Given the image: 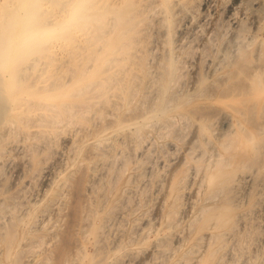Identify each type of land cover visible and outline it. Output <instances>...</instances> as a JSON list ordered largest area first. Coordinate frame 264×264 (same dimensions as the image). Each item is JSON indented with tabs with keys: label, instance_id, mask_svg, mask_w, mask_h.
<instances>
[{
	"label": "bare ground",
	"instance_id": "bare-ground-1",
	"mask_svg": "<svg viewBox=\"0 0 264 264\" xmlns=\"http://www.w3.org/2000/svg\"><path fill=\"white\" fill-rule=\"evenodd\" d=\"M184 1L187 0H0V254L3 257L2 259L3 264H31L33 261L34 262L41 261L44 262V264L46 263L48 264V260L49 258H51L49 257L48 252L52 251L51 250L52 243L53 241L55 242V239L57 237H59L58 233H55L56 231L54 232V234L51 232V230L47 226L48 222L53 218H56L57 221L60 220L61 218L63 219V217L65 216L64 210H66V208L69 207L70 200L73 198L74 201L71 204L73 205V207H69V209L74 208L75 217H73V215L70 216L75 218V221L72 220L70 222L72 223L75 222V228H74V230H76L74 231L75 241L73 240L74 242L73 241L71 242L74 243V245L73 248H71L69 251L66 248L65 251L67 252H65L63 255H62L63 250L62 252H60L62 256V260L65 264L70 261H71L70 263L72 264H105V262L107 261L106 258L107 253H106V247L103 246L104 242L102 243L103 235L105 234L107 229L109 230L113 220H116L117 222L118 221L117 219L125 214L124 210L126 207H124V210L120 208L117 210V207L121 206V205L118 206L119 204L118 202H120L119 200L122 197V192L129 189L132 190L133 188L127 189L128 187H126L124 188L123 191H122V186L118 188L117 185L120 176L119 173L116 174L115 172V176H113V178L114 177L115 178L111 183V190L109 191V194L108 195L105 194L104 191L102 192L103 194L99 193L100 195L98 197H95V194H97L96 193L97 191L95 190L96 183L99 182L103 178V176H105V174L109 171L110 165L112 166L115 164L114 161L113 162L111 161L113 159H116L115 156L117 154V150L118 149L120 150V148H122L121 157H124L123 155L127 154V153L123 154L125 152L124 147L126 145L128 146V142L130 141L131 143V140L134 139L135 137H138L137 141H139L141 138L140 136L142 137L144 136L143 129L145 127L151 124L152 127L153 124L156 123L159 124L160 122L161 124H159V127L165 126L167 128V125L169 123H170L169 125H171L176 121L175 116L181 117L182 120H184L183 118L189 120L191 115H194L197 111H199V109L194 107L193 108L184 107V103H187L186 102L187 100L182 101V99L184 98L176 94L178 93L177 90L176 92L174 91L175 90L174 86L175 84H177L176 82L178 80L179 75H181L179 74V69L183 68L184 66H182V64H181L182 67L180 66V63H182L180 62L181 59L179 60L180 54L177 53L176 46L174 47L171 44V41L173 39L172 40L170 39L171 37L170 32L168 33V38H169L168 47L163 48L166 46L165 44L164 46L162 45L161 47L162 50L163 49L166 50L164 52L163 59L161 60V62L158 61L159 62L158 65H160L159 70L157 72L156 71L153 72L154 70H151L152 72L146 70L149 67L145 68L146 65L143 61L145 54L148 52L150 53V50L152 52V49L155 47V46H148L146 45V42L143 41L142 35H143V30H145V26L148 23H151V20L158 21V24L159 23H164L166 25L167 24L170 25V23L172 24V22L175 20V18L173 19L174 14L176 12L174 11L175 6L179 3L181 4V2ZM184 4L186 5V3ZM21 9H28L33 11L36 14V18L44 28L56 33L55 38L42 46L20 51L14 40L15 32L12 28V20L14 14L20 11ZM154 12L156 13V15L154 14ZM233 16L228 15L229 19ZM153 25H151V27H149L150 25L148 26L149 28H151V31ZM156 26L157 25L155 24V27ZM254 28L256 29V30L254 29L256 32L255 35H253L252 33L253 35L252 38L249 41L245 42V44L242 43L243 46L241 45L239 48H237L238 50L236 49V52L234 51L231 54L232 55L231 57H233V59H231V57L230 58L228 57L229 59L232 60L231 61L232 63H230L231 68L224 72V76L222 77V80L220 79L221 81L219 82L217 81L218 83H216L215 81L216 79L214 80L215 82L212 80V83L214 82V84H216L215 88L217 90V93L212 94L211 93L212 91L211 92L209 90L207 91V89L210 88H206L203 86L201 91H197L195 94H193L195 95L194 97H196V94L198 92L200 96H203L205 95V93L210 92V94L206 95L207 100L217 99L219 102L220 101L221 103L223 102V105L237 111V113H239L243 118H245V120L250 119L254 110H258L259 114L260 112L264 113V62L263 61H261V63L258 62V64L253 66L252 70L249 67L250 66L249 65L248 67L250 68L251 71L249 72L248 75L245 76V80L242 79L241 77L242 76L241 74L243 73V70L245 68L244 65H243L244 68H242L240 67L241 64L240 66L235 64L236 67L237 66L238 67L237 69H235V66L233 68L235 61L239 59V57L241 56L253 54L256 59H260V60L261 58L264 59V45H260L257 48L254 47V44L257 43V41H259L260 38H262L264 42V27L257 25ZM156 29H158V27ZM162 32L163 30L161 31V33ZM163 35H164L163 37L166 36V34L164 33ZM235 36H239V34L236 33ZM227 52L228 51H225V53ZM161 54L160 57H162ZM223 56L225 55L223 54ZM183 57L184 56H182V58ZM225 57H227V55ZM224 60L221 59L222 63L219 61L221 66ZM148 64L149 62H147V65ZM157 69L158 67L156 68V70ZM213 69L216 70V67L215 68L213 67ZM144 77L147 78L145 79L143 89L140 91L142 93L141 94L142 100L139 99V101L141 102L140 103L141 108L139 107V105L136 104L137 107L136 106L135 107L138 109V111H136L135 114L132 113V115H130L129 114L130 112L128 111V115H126L127 111L125 109H127L126 107H129L134 102L138 94V93L136 94V91L138 90V88H140L139 87L140 83L141 81H144ZM153 87H155V90ZM151 88H153L152 92L155 91L156 94L154 98H152L151 102H150L151 98L149 99L150 103H148V105H143L145 102L144 98H147L146 94L151 93L150 92ZM147 95L149 97L150 94ZM199 95L198 97H200ZM214 95H216V99H214L213 97ZM131 112L134 111L131 110ZM197 114L198 115L196 116V122L192 124L193 125L195 124L196 126V129L194 126V130H196L194 132H196L195 134H197V136L200 138L201 144L196 148L193 145L194 149L191 148L192 150H190L189 147L190 152L185 158L186 161L185 163H183L184 165H182L181 167L177 165L176 162L173 161L175 158H173L172 163H169V168L167 167V164L166 165L164 164L165 162L163 163L164 165L162 166L164 167L166 166L168 170L166 169L167 171L164 172L165 175H162L163 178L160 174L162 179L161 178L158 179L161 180L157 179L158 181H161L160 183L157 184V185L160 184L159 185L160 196H158L159 199H157L158 202H156L157 211H158L157 214H159L162 217H166V219L167 218L169 219V221L167 222L168 223L167 225L169 227H172V229L176 227L180 221L179 214L182 213L180 211L181 209H184L186 207L184 206V208H182L181 196L182 194H184L183 192H185L189 184L194 183V181L196 180V182H198L197 183L198 187H194L190 191L194 190L195 188H197L196 189L197 191L194 192L192 191L191 193L197 192L198 195L199 194L198 189H199L201 190V194L203 193L202 197H204L205 199L208 198L212 199L221 196L223 200L222 202L216 204H208L201 206L199 211H201V215L204 214L205 217L202 223L200 224L199 228L204 229L209 226H215L218 227L220 230H222L223 228L227 227L230 223L235 221L234 208L236 207V205L238 206L241 204L240 200L242 195L245 193V191L249 189L251 183H253L256 180L255 178L254 180L253 177H251L254 180L252 181L249 172L245 173L243 172L244 171L243 169L249 167L250 165L254 166V164H252V161L255 162L254 161L255 157H252L250 151L256 148V147L253 148L255 146L254 140H257L258 137L257 139L253 138L254 137L253 133L247 130L246 127L244 129L243 125L240 124V122L239 123L237 122L239 125L238 127H240L241 125L242 129L238 128L240 129L238 130L239 132L232 130L233 133L234 132L236 133L235 136H233V133L225 132L226 134L225 133L224 134L226 135V138L228 140L224 138L227 141L224 140L226 142H222L221 136H216L215 138L214 136H212V132H215L213 131L214 130L213 126L215 125L214 123L217 122L218 118L216 121H214V119H212V115L210 118V114L207 115L206 113L203 112ZM228 115L229 114L227 113L226 116ZM216 117H220V115ZM171 118H172V123L170 122ZM228 118H230V116ZM173 119L175 120L174 122ZM260 119H258V122L260 121ZM221 121H222V116H221ZM228 121L230 122V119ZM230 123H227L228 126L232 125V123L231 124ZM261 124L262 123L260 122L258 124H255L256 128L259 130L258 133H260L261 128H264L262 127L264 121L262 126L260 127ZM156 125H154L153 127H155ZM223 126L224 125H221V127ZM249 126L250 128H252L251 124ZM171 127L172 125L170 126V128ZM160 128L156 127V130ZM186 128L187 127H185L184 129ZM231 128L229 127L227 129L230 130ZM184 129H182L183 132ZM232 129H234V126ZM168 131H169V127L167 128V132ZM186 131L188 130L186 129ZM160 132L162 133V131ZM164 132H166V130ZM155 134L158 135V133ZM222 134L223 131L220 135ZM148 135L150 137L151 134L148 133ZM214 135L216 134L214 133ZM257 136L261 138L260 134L259 135L257 134ZM152 140L155 139L152 138ZM259 141H256L258 142L256 144H259ZM146 142L149 141L145 140V143ZM137 143L139 144V142ZM151 143L153 142L151 141ZM155 143L156 142H154V146ZM139 145L138 147L140 148L141 146ZM195 145L197 144L195 143ZM131 147L132 146H129L128 148L131 150ZM132 148L134 149V147ZM153 148H151L152 151ZM147 151L145 154H147ZM127 152H131V151H127ZM258 152L259 151H257L256 154ZM143 154L141 155V157L144 156ZM165 154L166 153H164V155ZM131 157L132 156H130V158ZM122 159L124 163H127L128 160H126L127 159L126 157ZM144 159L142 158V160ZM183 159L181 160V163ZM117 160H119L120 162V158L119 159L117 158ZM133 160L135 161V158ZM147 162L151 163V160L148 161L147 158V161L145 163ZM181 163L179 164L181 165ZM120 164L122 165V163ZM120 164H118L119 167L121 166ZM118 165L116 166L117 168ZM137 165H139L140 167V163L138 164L137 162ZM150 166L152 167V165ZM150 166L148 165V167ZM112 168L113 167H111V170ZM122 168H127V166L126 167L124 166ZM132 169L133 167H131L130 170ZM13 170L15 171L17 170L19 173H22V175H24L25 180L26 178H28V180L24 181L26 183L32 184L34 183L35 180L43 178L44 182H49V187L46 190H44L45 192L42 191L40 188V190L44 193L41 198L30 199L32 195L37 194L36 192L32 194L29 198H27L28 196L26 197V195L24 194L26 190L23 191L24 192L23 193L21 191L22 189L14 193L5 186V181L7 179L5 173L6 171H13ZM253 170L255 169L253 168ZM259 170H257V166H256V173ZM142 171H140L141 174H143ZM55 172L58 173V178L53 179L51 178V175ZM124 173L125 172H123V174ZM140 173L138 172L137 178L141 175ZM144 173H147V171ZM151 173L153 174L155 173V171H152ZM254 173L255 171L252 174ZM153 175L152 177H154ZM130 176L132 177L133 173H131L128 178H130ZM109 178H112V175H110ZM133 179L130 178L132 182ZM143 180L145 184L146 179ZM107 181L109 182L110 179H108ZM127 182L129 183V181ZM26 183H24V185ZM255 183L257 184V182ZM102 184L105 183H103L102 181ZM141 184L143 185V183H140V185ZM24 185L22 184V186ZM150 185L151 184H149L148 187H150ZM44 186H46V184ZM102 189L100 190V192L102 191ZM149 189L150 188H148V190ZM17 190L18 187L16 188V191ZM131 196L133 195H130V197ZM155 198L157 197L155 196ZM121 199H123V197ZM191 200L192 199H190L189 203L193 201ZM218 200H220V198ZM244 201L247 202L246 198L244 199ZM257 201L259 202V200H256V202ZM239 202L240 204H238ZM122 205L125 206L126 204H122ZM10 206L13 208L19 207L20 212L17 211L18 212L17 214L10 213L12 215L9 216L7 220L1 221V219L3 218L1 217V215L8 208L10 209ZM134 208H136V206ZM134 208L132 210H134ZM255 208L258 209V207ZM69 211L65 213L68 214ZM148 211L149 210H147L145 213H147ZM258 211L259 210H257V212L255 211L256 212L255 214L258 215ZM133 212L134 211H132V214L135 213ZM183 212L185 213L186 211ZM247 212L248 211H246V213ZM255 214H253L254 218H255ZM196 216L197 215L194 216L195 219H197ZM197 217L198 219H201L200 216ZM238 217H236V219ZM240 217L242 218L243 216L241 215ZM240 217L238 219H240ZM121 219L122 218H120V220ZM198 219L196 221H198ZM249 219L247 218V220ZM151 222H152L151 227H153V224L155 223L153 221ZM240 222H243V219L240 220L239 223ZM157 223H159V221H157ZM189 224H192V222ZM196 224L197 223H195V225ZM247 224L250 225V221ZM51 225H53V223ZM116 225L114 226L116 227ZM157 225L155 227H157ZM164 225L166 226V222L163 224V226ZM178 225H180V223ZM240 225L241 223L236 226L240 227ZM117 226H119V224ZM115 227L113 229H115ZM151 227L150 230L152 229ZM155 227H153V230ZM233 228L235 229L236 227ZM120 229L121 231H123L122 228ZM139 229L137 232H139ZM172 229H170L171 232ZM190 229L189 231L192 232ZM234 229L232 230L235 232V230L237 229L235 230ZM117 230L120 232L119 229ZM220 230L213 229L210 232L208 231L203 233V236L201 238L205 239L204 242L205 244L202 245L205 248L204 249L205 252L210 249V247L212 246L213 242L216 241V239L222 236V231ZM189 231L187 230L188 235H189ZM167 232L163 227L162 228L157 227L154 230V237L152 238V240L150 238L152 244L154 246H157L160 245L162 242L166 244L168 240L170 241L171 234H169V232L167 234ZM224 232L225 231H223V233ZM228 232L230 231H227L226 233L232 235V231L231 233ZM120 234H116V235L120 236ZM172 234L180 238L178 233L173 232ZM116 235L115 237L118 238L115 239V237H113L115 239L114 240L115 246L113 248H118V247L121 248L122 245L119 242V236ZM234 235L235 234L233 233V236ZM175 236L173 238H176ZM185 236L186 235H184V237ZM113 238L111 239L113 240ZM25 239L29 242L28 244L29 246L27 248L29 252L27 251L28 254H24L23 256L21 255L22 251H24L22 250L24 247L22 241ZM231 239L233 240V237H231ZM235 239L234 241H236ZM174 240L176 241L177 239H173L171 241L173 242ZM227 240L225 238V242ZM45 241H46L45 245L47 246H45V248L39 251L37 247L41 245L42 248L43 243H45ZM127 241L129 242V238ZM170 243L171 242L167 244ZM124 244L125 243H123V245ZM165 244H161L160 246ZM226 244H224V246ZM234 244L235 243L233 242V245ZM153 245L151 247H154ZM175 245L174 247H176ZM179 245L180 244H178V247ZM233 245H231L232 248ZM171 246L170 249L173 250V247L171 248ZM219 246L220 245H218L217 246L218 248H215V250L216 249L219 250ZM91 247L92 250H90ZM123 247H125V245ZM61 248L62 247H60V249ZM198 248H200V250L203 251L202 247H198ZM56 249L60 250L59 248ZM193 249L195 250V248ZM159 250L156 251L159 253ZM169 250H164V251L169 252ZM200 250L198 249L199 252ZM218 250H216V253ZM164 251L161 250L160 252L164 254ZM188 251L189 250H187V252ZM193 251H191V253ZM195 251L197 252V250ZM204 251L202 253H204ZM224 251H227V249ZM211 252L209 253L210 256L208 255V257L212 256ZM105 253L106 255L104 257ZM128 253L126 252L127 255ZM133 253L135 252L133 251ZM170 253H172V251ZM184 255L185 253H183V256ZM198 255L197 257L199 259V257H201V254L198 253ZM58 258L57 260L60 261V259ZM191 258H195V257L193 256ZM185 259H187V257ZM218 259L220 260V257L217 258L216 262L218 261ZM2 262L0 264H2ZM55 263L57 264L56 261Z\"/></svg>",
	"mask_w": 264,
	"mask_h": 264
},
{
	"label": "rangeland",
	"instance_id": "rangeland-1",
	"mask_svg": "<svg viewBox=\"0 0 264 264\" xmlns=\"http://www.w3.org/2000/svg\"><path fill=\"white\" fill-rule=\"evenodd\" d=\"M259 2V3H258ZM184 3H186V5L184 4ZM181 5V6H180ZM264 0H187V1H184V2H181V4L179 3V4H177L176 6H175V9H174V11H176L175 12V14H174V17H173V19L175 18V20L172 22V24L170 23V25L169 24H164V23H159L158 24V21H154V20H151V23H148L146 26H145V30H143V35H142V38H143V41L144 42H146V45H148V46H155L153 49H152V52H151V50H150V53L148 52V53H146L145 54V56H144V59H143V61H144V63H145V68H147V67H149L148 69H146V70H149V71H151V70H154L153 72H157L158 70H159V67H160V65H158L159 64V62L158 61H160L161 62V60L163 59V55H164V52H165V50L163 49L162 50V45L164 46V44L166 45L165 47H163V48H167L168 47V45H169V38H168V33L170 32V35H171V37H170V39L172 40H170L171 41V44L175 47L176 46V51H177V53L178 54H180V56H179V60L181 59V61L180 62H182V63H180V66H181V64H182V66H184L183 68H181V69H179V74H181V75H179V77H178V80H177V84H175V86H174V91L176 92V90H177V92L178 93H176L178 96H180V97H183L184 99H182V101H186L187 103H184V107H189V108H197V109H199V111H197L194 115H191V117L189 118V120H190V122H189V120L188 119H185V118H183L184 120H182V118L181 117H179V116H175L176 118H175V120L177 121H175L174 119H173V124H171L172 125V129L170 128V126L171 125H167V128L169 127V135H168V132H167V128L165 127V126H160L159 127V124H161L160 122H159V124L158 123H156V124H153V126L154 125H156L155 127H151V125H148L147 127H145L144 129H143V137L142 136H140L139 138H140V140L139 141H137L138 140V137H135L134 139H132L131 140V143H130V141L128 142V146L126 145L125 147H124V153L123 154H126V155H123L124 157H126L127 159L126 160H128L127 161V163H124V161H123V159L122 158H124V157H121L122 156V148H120V152L117 150V154L119 155H117L116 154V156H115V158L116 159H113L111 162H113L114 161V163H111V164H114V165H110V169H109V171L105 174V176H103V178L99 181V182H97L96 183V185H95V187H96V193L97 194H95V197H98L100 194H103L102 192H104L105 194H109V191L111 190V183H112V181H113V179L115 178H113V176H115V172H116V174H118L119 173V176H120V178H119V176H118V178H119V182H118V185H117V187L118 188H120L121 186H122V191L124 190V188H126V187H128L127 189H129V188H133L132 190L131 189H129V190H125L124 192H122V197H123V199H121L120 198V202H121V204H120V202H118L119 204H118V206H120V207H117V210L120 208V209H122V210H124V207H126L125 208V210H124V215L122 216V217H120V218H122L123 219V217H124V219L121 221L120 220V218H118L117 220V222H116V220H113L112 221V223H111V226H110V228H109V230L107 229V235H106V232H105V234L103 235V239H102V243H103V246H105L106 247V253H107V255H106V253L104 254V257H105V255H106V258H107V261L105 262V264H111L112 262V264H124L125 262V264H160V263H163V264H184L185 262L187 263V264H264V212H262V211H264V139H262V138H264V130H262V129H264V128H261L260 130V133H258L259 132V130L256 128V126H255V124H258L259 122L260 123H262L263 124V121H264V113L263 112H260V114H259V112H258V110H254L253 111V113H252V115H251V117H250V119L249 120H245V118H243L239 113H237V111H235V110H233L232 108H228V107H226L225 105H223V102L221 103V101L219 102L217 99H216V95H214L213 97H214V99H216V100H207L206 99V95H208V94H210V92L212 93V94H216L217 93V90H216V88H215V85L216 84H214V82L216 81V83H218L219 81H221L222 80V77L224 76V72L225 71H227L228 69H230L231 68V65H230V63H232L231 61V59H233V57H231L232 55V53L235 51L236 52V49L237 48H239L241 45L243 46V44H245V42H247V41H249L251 38H252V36L253 35H255V28L254 27H256L257 25H259V26H262V27H264ZM182 6H184V7H182ZM184 8V9H182V8ZM224 7V8H223ZM260 7V8H259ZM263 8V9H262ZM177 9V10H176ZM181 10H183V11H181ZM179 11V12H178ZM158 12V11H157ZM154 14L156 15V13L154 12ZM251 14V15H250ZM227 15V16H226ZM228 15H231V16H233V15H235V16H233V17H231L230 19H229V17H228ZM253 15V16H252ZM259 16V17H258ZM172 19V20H173ZM254 19V20H253ZM177 20V21H176ZM230 20V21H229ZM232 20V21H231ZM261 20V21H260ZM227 21H229V22H227ZM156 22V23H155ZM176 22V23H175ZM238 23V24H237ZM255 23V24H254ZM257 23V24H256ZM154 24V25H153ZM155 24L157 25L156 27H155ZM164 24V25H163ZM150 25V26H149ZM151 25H153L152 26V31H151V28H149V27H151ZM174 25H175V27H174ZM252 25V26H251ZM149 26V27H148ZM159 26H160V28H159ZM162 26V27H161ZM239 26V27H238ZM148 27V28H147ZM158 27V29H156ZM167 27V28H166ZM155 28V29H154ZM171 28V29H170ZM255 29V30H254ZM150 30V31H149ZM156 30V31H155ZM159 30V31H158ZM163 30V32L161 33V31ZM166 30V31H165ZM169 30V31H168ZM254 31V32H253ZM147 32V33H146ZM159 32V33H158ZM145 33V34H144ZM163 33L164 34H166V36L165 37H163L164 35H163ZM174 33V34H173ZM236 33L237 34H239V36H235L236 35ZM252 33H253V35H252ZM162 34V35H161ZM260 35H261V32H260ZM144 36V37H143ZM173 36V37H172ZM157 37H158V39H157ZM235 37V38H234ZM238 37H240V38H238ZM242 37V38H241ZM250 37V38H249ZM261 37V36H260ZM159 38H161V39H159ZM145 39V40H144ZM147 40V41H146ZM154 40V41H153ZM161 40V41H160ZM232 40V41H231ZM168 41V42H167ZM238 41V42H237ZM151 42V43H150ZM228 44H227V43ZM241 42V43H240ZM260 42V43H259ZM149 43V44H148ZM236 43V44H235ZM243 43V44H242ZM260 45H264V42H263V39L262 38H260L259 39V41H257V43H255L254 44V47L255 48H257L258 46H260ZM179 46H180V48H179ZM222 47V48H221ZM236 47V48H235ZM221 49V50H220ZM227 49V50H226ZM179 50H181V51H179ZM233 50V51H232ZM238 50V49H237ZM179 51V52H178ZM225 51H228L227 53H225ZM181 52H182V54H181ZM162 53V54H161ZM160 54H161V56L162 57H160ZM223 54L226 56L227 55V57H225V56H223ZM229 54V55H228ZM182 56H184L183 58H182ZM187 56V57H186ZM248 56V57H247ZM250 56V57H249ZM253 56V57H252ZM159 57V58H158ZM222 57V58H221ZM224 57V58H223ZM231 57V59H229V58ZM147 58V59H146ZM226 58V59H225ZM243 58H244V60H243ZM253 58V59H252ZM255 58V56L252 54H249V55H246V56H241V57H239V59H237L236 61H235V63H234V65H233V68H234V66H235V69H237V67H236V65L235 64H237V65H239L240 66V64H241V66L240 67H242V68H244V70H243V73L241 74L242 76V79H244L245 80V76L246 75H248L249 74V72L252 70V68H253V66H255L256 64H258V62L259 63H261V61H263L264 62V59H262L261 58V60L260 59H254ZM221 59L222 60H224L223 61V64H222V66L220 65V62H221ZM148 60V61H147ZM229 60H230V62H229ZM240 60V61H239ZM185 61V62H184ZM220 61V62H219ZM245 63H244V62ZM147 62H149V64L147 65ZM158 62V63H157ZM262 62V63H263ZM222 63V62H221ZM248 63V64H247ZM246 64V65H245ZM229 65V66H228ZM243 65H244V67H243ZM250 65V66H249ZM220 66V67H219ZM251 68V70H250V68ZM252 66V67H251ZM158 67V69L156 70V68ZM213 67L215 68L216 67V70L215 69H213ZM218 67H219V69H218ZM245 69H247V70H245ZM183 70V71H182ZM215 70V71H214ZM181 71V72H180ZM152 72V71H151ZM216 73V74H215ZM222 74V75H221ZM243 74H245V75H243ZM202 77V78H200V77ZM147 78V77H146ZM145 77H144V81H141V83H140V88H138V90L136 91V94H137V96H136V98H135V100H134V102L132 103V105H130L129 107H126L127 109H125L127 112H126V115H128V111L130 112L129 114L130 115H132V113H136V111H138V109L136 108L137 106H136V104L137 105H139V107L141 108V102L139 101V99H141V90L143 89V87H144V82H145V79H146ZM206 78H207V80H206ZM216 79V80H215ZM221 79V80H220ZM141 80V79H140ZM197 80H198V82H197ZM212 80L214 81L213 83H212ZM218 81V82H217ZM212 84H211V83ZM203 83V84H202ZM207 84V85H206ZM206 87V88H210V89H207V91L209 90L210 92H207V93H205V95H203V96H200L198 93L196 94V97H194L195 95H193V94H195L197 91H201V89H202V87ZM208 86H210V87H208ZM214 86V87H213ZM212 87H213V89H212ZM154 88V90H155V87H153ZM153 88H151V90H150V92L152 93H147V94H150L149 95V97H148V95L146 94V97L147 98H144V101L146 102V104H145V102H144V104L143 105H148V103H150L151 102V100H152V98H154V96H155V94H156V92L155 91H153L152 92V89ZM176 88H179V89H176ZM200 89V90H199ZM216 90V91H215ZM180 91V92H179ZM214 91V92H213ZM155 92V93H154ZM180 93V94H179ZM211 94V95H212ZM198 95L200 96V97H198ZM153 96V97H152ZM190 96H191V98H190ZM193 96V97H192ZM151 98V99H150ZM147 99V100H146ZM149 99H150V102H149ZM189 99H191V100H189ZM142 100V99H141ZM139 101V102H138ZM217 101V102H216ZM143 105H142V107H143ZM199 105H201V106H199ZM213 105V106H212ZM136 106V107H135ZM200 107V108H199ZM207 107V108H206ZM209 107H211V108H209ZM133 108V109H132ZM134 108H135V110H134ZM205 108V109H204ZM129 109V110H128ZM132 111H134V112H131V110ZM137 109V110H136ZM202 110V111H201ZM208 110V111H207ZM214 110V111H213ZM222 110H224V111H222ZM206 111V112H205ZM213 111V112H212ZM222 111V112H221ZM206 113L207 115H209L211 112V114H210V118H211V115H212V119H214V121H216L217 120V118H218V120H217V122L216 123H214L215 125L213 126V131H215V132H212V136H214V138L216 137V136H221V139H222V142H226L228 139L226 138V133L228 132V133H233V131H238V130H240V129H242V126L240 125V127H238L239 125H238V123L240 122V124H242L243 125V128L245 129V127L247 128V130H249L250 132H252L253 133V138H255V139H257V137H258V139L257 140H254V143H255V146L253 147V148H255V149H252L251 151H250V153L252 154V157H255L256 159H257V156H258V159H259V161H258V159L256 160L255 158H254V161L255 162H253L252 161V164H254V166L253 165H250L249 167H246L245 169H243L244 171L243 172H249V174H250V178L251 177H253V179L255 180H253L252 178H251V180L252 181H254L253 183H251V185H250V187H249V189L247 190L248 192H249V194H248V192L247 191H245V193L242 195V197L245 199L246 198V200H247V202H245L244 201V199L241 197V200H240V202H241V204H240V202L238 203V204H240V205H238V206H240V207H238L237 205H236V207L234 208V216H235V221H233L232 223H230L227 227H225V228H223L222 230H220L218 227H215V226H209V227H206V228H204V229H200L199 227H200V224L202 223V221L204 220V217H205V215L203 214V215H201V211H199L200 210V208H201V206L202 205H208V204H216V203H219V202H222L223 200H222V198H221V196H218V197H215V198H208V199H205L204 197H202L203 196V193L201 194V190H199L198 189V195H197V192L196 193H191L192 191L194 192V191H197L196 189L197 188H195L194 190H192V191H190L191 189H193L194 187H198L197 186V183L198 182H196V180L194 181V183H190L189 184V186H188V188L185 190V192H183L184 194H182V199H181V202H182V208H184V206H186L184 209H181V211L180 212H182V213H180L181 215H182V217H181V215L179 214V220L181 221H179V223H180V225H178L177 224V226L176 227H174L173 229H172V227H169L167 224V222L169 221V219L167 218L166 219V217H162V216H160L159 214H157V203L156 202H158L157 201V199H159L158 198V196H160V184L159 185H157L158 183H160L161 181H158V180H161L162 178H163V176L162 175H165V173L164 172H166L168 169H167V167L169 168V163H172L173 161L174 162H176L177 163V165H179L180 167L182 166V165H184L183 163H185V161H186V156L188 155V153L190 152L189 151V147H190V150H192L191 148H193L194 149V147L196 148L197 146H200V144H201V140H200V138L197 136V134H195L196 132H194V131H196V130H194V126H195V124L193 125L192 123H195L196 122V116L198 115L197 113ZM219 112H221V113H219ZM226 112V113H225ZM215 115H214V114ZM223 113H224V115H223ZM227 113L229 114L228 116H226L227 115ZM226 114V115H225ZM261 114H262V116H261ZM177 115V114H176ZM220 115V117H216V116H219ZM221 116H222V121H221ZM230 116V118H228ZM256 116V117H255ZM259 116H261V117H259ZM257 118V119H255V118ZM263 117V118H262ZM173 118V117H172ZM172 118L170 119V122L172 123ZM180 118V119H179ZM223 118H224V120H223ZM226 118H228V119H226ZM254 118V119H253ZM261 118V119H260ZM219 119H220V121H219ZM230 119V122L232 123V125L234 126V129H232L233 128V126L231 125V126H228V124L227 123H230L228 120ZM238 121H237V120ZM258 119H260V121L258 122ZM263 119V120H262ZM179 120H181V121H179ZM255 120H257V121H255ZM255 122V123H253V122ZM183 123V124H181V123ZM220 122H222V123H220ZM227 122V123H226ZM238 122V123H237ZM249 122V123H248ZM224 123H226V124H224ZM230 123V124H231ZM180 124V125H179ZM186 124H187V126H186ZM218 124V125H217ZM247 124H251L252 125V128H250V126L249 125H247ZM262 124L260 125V127L262 126ZM190 125V126H189ZM221 125H224L223 127H221ZM179 126V127H178ZM217 128H216V127ZM226 126H227V128H231L230 130L229 129H227L226 128ZM156 127L157 128H160V129H157L156 130ZM178 127V128H177ZM185 127H187L186 129L188 130V131H186V129H184ZM262 127H264V124H263V126ZM189 128V129H188ZM191 128V129H190ZM238 128H240V129H238ZM254 128V129H253ZM170 129H171V131H170ZM174 129V130H173ZM180 129V130H179ZM182 129H184V132L182 131ZM195 129H196V126H195ZM255 129H256V132H255ZM166 130V132H164ZM226 130V131H225ZM233 130V131H232ZM258 130V131H257ZM160 131H162V133L160 132ZM179 131V132H178ZM222 131H223V134L222 135H220L221 133H222ZM230 131V132H229ZM173 132V133H172ZM176 132H177V134H176ZM218 132V133H217ZM226 132V133H225ZM239 132V131H238ZM148 133L149 134H151L150 135V137H149V135H148ZM155 133H158V135L157 134H155ZM161 135H160V134ZM165 133V134H164ZM187 133V134H186ZM214 133L216 134V135H214ZM225 133V134H224ZM251 133V134H252ZM262 133V134H261ZM162 134H163V136H162ZM235 132L233 133V136H235ZM257 134L259 135H261L260 137L261 138H259V136H257ZM159 136H160V138H159ZM195 136H196V138H195ZM197 137H198V139H197ZM228 137V136H227ZM143 138V139H142ZM147 138V139H146ZM151 138V139H150ZM152 138L153 139H155V140H152ZM183 138V139H182ZM224 138H226V139H224ZM141 139H142V141H141ZM145 140H147V141H149V142H146L145 143ZM194 140V141H193ZM224 140H226V141H224ZM261 142H260V141ZM151 141L153 142V143H151ZM256 141H259V144H256V143H258V142H256ZM137 142H139V144H141V145H139ZM154 142H156L155 143V146H154ZM166 142H168V143H166ZM172 142V143H171ZM188 142V143H187ZM194 142V143H193ZM199 142V143H198ZM130 143V144H129ZM134 143V144H133ZM161 143V144H160ZM195 143L197 144V145H195ZM148 144V145H147ZM173 144V145H172ZM260 144H262V145H260ZM134 145V146H133ZM138 145L139 146H141L140 148L138 147ZM153 145V146H152ZM161 145V146H160ZM177 145V146H176ZM193 145H194V147H193ZM129 146H132V147H134V149L131 147V150L128 148ZM261 148H260V147ZM138 147V148H137ZM143 147H144V149H143ZM149 147V148H148ZM154 147V148H153ZM181 147V148H180ZM257 147H258V149H260V150H258L257 149ZM138 150H137V149ZM148 148V149H147ZM151 148H153V151H152V149ZM187 148H188V150H187ZM140 149V150H139ZM148 151H147V150ZM170 149V150H169ZM131 151V152H127V151ZM133 150V151H132ZM137 150V151H136ZM144 150V151H143ZM162 150H163V152H162ZM166 150V151H165ZM253 150H255V151H253ZM146 151H147V154H145L146 153ZM177 151V152H176ZM257 151H259L257 154H256V152ZM133 152H135V153H133ZM136 152H138V153H136ZM152 152V153H151ZM182 152V153H181ZM255 152V153H254ZM144 153V154H143ZM164 153H166L165 155H164ZM173 153V154H172ZM253 153H254V155H253ZM131 154V155H130ZM133 154V155H132ZM144 155V156H142L141 157V155ZM259 154V155H258ZM128 155H130V156H132L131 158H130V156H128ZM137 157V159H136V157ZM153 156V157H152ZM167 156V157H166ZM178 156V157H177ZM184 157V159H183V157ZM141 157V158H140ZM151 157V158H150ZM172 157V158H171ZM117 158L119 159L120 158V162H119V160H117ZM128 158H130V159H128ZM135 158V161L133 160V159ZM140 158V159H139ZM142 158L144 159V158H146V159H144V160H142ZM147 158H148V161H150L151 160V163L150 162H147V163H145L146 161H147ZM162 158V159H161ZM171 158V159H170ZM173 158H175L174 160H173ZM183 159V161H182V163H181V160ZM262 158H263V161H262ZM168 159V160H167ZM142 160V161H141ZM146 160V161H145ZM173 160V161H172ZM115 161H117V162H119V163H117V162H115ZM132 163H131V162ZM134 161V162H133ZM143 161H145V162H143ZM153 161V162H152ZM170 161V162H169ZM137 162H138V164L140 163V167H139V165H137ZM165 162V163H164ZM258 162H260V163H258ZM120 163H122V165L120 164ZM123 163H124V166L126 167L127 166V168H122V167H124L123 166ZM150 163V164H149ZM166 165L167 164V167L165 166H162V165H164V164ZM179 163H181V165L179 164ZM118 164H120L121 166L119 167V165H118V168L121 170H119L116 166ZM134 165V166H133ZM135 165H137V166H135ZM148 165L150 166V165H152V167H151V169H152V171H155V173H151L152 171H151V169H150V167H148ZM260 165H261V167H260ZM144 166V167H143ZM146 166V167H145ZM256 166H257V170H259L260 168V170L259 171H257V173H256ZM111 167H113L112 168V170H111ZM131 167H133V169L132 170H130L131 169ZM139 167V168H138ZM250 167H253L255 170H253V168H250ZM260 167V168H259ZM116 168H117V170L119 171H117L116 170ZM122 168V169H121ZM60 169V168H59ZM58 169V170H59ZM126 170V171H124V170ZM145 169H146V171H147V173H144V172H146L145 171ZM150 170V171H148V170ZM159 169V170H158ZM167 169V170H166ZM248 169H250V170H248ZM57 170V171H58ZM143 170V171H142ZM163 170H165V171H163ZM15 170H13V171H6V173H5V175H6V177H7V179H6V181H5V186H6V188H9L10 189V191H12V192H14V193H16V192H18L19 190H21L22 192L23 191H25L26 190V192L24 193L25 195H26V197L27 198H29L32 194H34L35 192L37 193V194H34V195H32V197H30V199H34V198H41L42 197V195L44 194L42 191H44V190H46L48 187H49V182H44V180H43V178H40V179H37V180H35L34 181V183H32V184H30V183H26V182H24V181H26V180H28V178H26V180L24 179V175H22V173H19L17 170L14 172ZM140 171H142L143 172V174H141L140 173ZM161 171H163V172H161ZM255 171V173L254 174H252L253 172ZM123 172H125L124 174H123ZM137 172V173H136ZM138 172L141 174H139L140 176L137 178V176H138ZM11 173V174H10ZM114 173V174H113ZM131 173H133V178L130 176V178L131 179H133V182H132V180H130V178H128L129 177V175L131 174ZM136 173V174H135ZM164 173V174H163ZM146 174V175H145ZM150 174V175H149ZM154 176V177H152V175ZM160 174H161V176H162V178H161V176H160ZM257 174V175H256ZM21 175V176H20ZM110 175H112V178H109L110 177ZM136 175V176H135ZM144 175V176H143ZM263 175V176H262ZM10 176V177H9ZM104 177H105V179H104ZM148 177V178H147ZM152 177V178H151ZM21 178V179H20ZM51 178H53V179H55V178H58V173L57 172H55V173H53L52 175H51ZM158 178H161V179H158ZM260 178V179H259ZM13 179V180H12ZM108 179H110V183L107 181ZM138 179V180H137ZM141 179H142V181H141ZM143 179H146L145 180V184H144V180ZM148 179V180H147ZM158 179V180H157ZM258 179V180H257ZM262 179V180H261ZM40 180V181H39ZM153 180V181H152ZM11 181V182H10ZM18 181H19V183H18ZM102 181H103V183H105V184H102ZM127 181H129V183L127 182ZM147 181V182H146ZM148 181H149V184H151L150 185V187H148L149 186V184H148ZM28 182V181H27ZM131 182V183H130ZM156 182V183H155ZM255 182H257V184L255 183ZM259 182V183H258ZM261 182V183H260ZM8 183H9V185H8ZM18 183V184H17ZM24 183H26L25 185H24ZM46 184V186H44L45 184ZM109 183V184H108ZM140 183H143V185L141 184L140 185ZM22 184L24 185V186H27V187H24V186H22ZM44 184V185H43ZM148 184V185H147ZM252 184H254V185H252ZM260 184V185H259ZM8 185V186H7ZM21 185V186H20ZM102 185V186H101ZM104 185V186H103ZM105 185H106V187H105ZM134 185V186H133ZM257 185V186H256ZM42 186H43V188H42ZM156 186V187H155ZM158 186V187H157ZM260 186V187H259ZM18 187V190L16 191V188ZM19 187H20V189H19ZM23 187V188H22ZM141 187V188H140ZM152 187V188H151ZM256 187V188H255ZM261 187H263V188H261ZM26 188V189H25ZM40 188H41V190H40ZM103 188V189H102ZM139 188V189H138ZM147 188V189H146ZM148 188H150L149 190H148ZM260 188V189H259ZM102 189V191L100 192V190ZM138 189V190H137ZM156 189H158V190H156ZM250 189H252V190H250ZM15 190V191H14ZM36 190H38V191H36ZM136 190V191H135ZM144 190V191H143ZM128 191V192H127ZM134 191V192H133ZM154 191V192H153ZM259 191V192H258ZM45 192V191H44ZM132 192V193H131ZM142 192H143V194H142ZM148 192H149V194H148ZM29 193V194H28ZM40 195H39V194ZM100 193V194H99ZM187 193V194H186ZM189 193V194H188ZM253 195H252V194ZM256 193V194H255ZM145 194H147V195H145ZM261 194V195H260ZM36 195H38V196H36ZM123 195H125V196H123ZM130 195H133V196H131L130 197ZM149 195V196H148ZM184 195V196H183ZM192 195V196H191ZM249 195V196H248ZM36 196V197H35ZM40 196V197H39ZM128 196V197H127ZM155 196L157 197V198H155ZM195 196V197H194ZM198 196H199V198H198ZM262 196H263V198H262ZM125 197V198H124ZM146 197V198H145ZM190 197H192V198H190ZM194 197V198H193ZM250 197H251V199H250ZM127 198H128V200H127ZM198 198V199H197ZM220 198V200H218ZM74 199V198H73ZM73 199H71L70 200V205H69V207H73V205H71L72 203H73ZM125 199V200H124ZM190 199H192L191 201L192 202H190L189 203V201H190ZM204 199H205V201H204ZM211 199V200H210ZM127 200V201H126ZM188 200V201H187ZM202 200V201H201ZM218 200V201H217ZM250 200V201H249ZM256 200H259V202L257 201L256 202ZM125 203H124V202ZM131 201V202H130ZM145 201H146V203H145ZM184 201V202H183ZM257 203H255V202ZM123 202V203H122ZM128 202V203H127ZM134 202V203H133ZM187 202H188V204H187ZM195 202V203H194ZM200 202V203H199ZM244 202V203H243ZM252 202H253V204H252ZM263 203V205H262V203ZM185 203V204H184ZM122 204H126L125 206L124 205H122ZM139 206H138V205ZM147 204V205H146ZM187 204V205H186ZM194 204V205H193ZM199 204V205H198ZM144 205V206H143ZM136 206V208H134ZM151 206V207H150ZM189 206V207H188ZM192 206V207H191ZM198 206V207H197ZM261 206V207H260ZM263 206V207H262ZM69 207H67L66 208V210H64V217H63V219L61 218L60 220H56V218H53V219H51L49 222H48V227H49V229L51 230V232L54 234V232L55 233H58V236L59 237H61V238H59V237H57L56 239H55V242L53 241V243H52V247H51V252H48L49 253V257H51V258H49V260H48V264H56L55 263V261L57 262V264H65L64 262H63V260H62V256H61V254H60V252H62V250H63V252H62V255L65 253V252H67V251H65L66 250V248L68 249V251L71 249V248H73V245H74V243H71L73 240L75 241V234H74V231H76V230H74V228H75V222H70V221H75V218H73V217H75L74 216V208H70L69 209ZM122 207V208H121ZM255 207H258V209L257 208H255ZM134 208V210H132ZM155 208V209H154ZM191 208V209H190ZM193 208V209H192ZM253 208V209H252ZM255 208V209H254ZM262 208V209H261ZM151 209H153V210H151ZM168 209V208H167ZM9 210V211H8ZM14 210V211H13ZM70 210V211H69ZM72 210V211H71ZM136 210V211H135ZM147 210H149L147 213H145ZM189 210V211H188ZM254 210V211H253ZM257 210H259L258 211V215L257 214H255L256 212H257ZM12 211V212H11ZM20 212V208L19 207H17V208H13V207H11L10 206V209L8 208L2 215H4V216H2L1 215V217H3L2 219H1V221H4V220H7V218L9 217V216H11L13 213H18V212ZM67 211H69L68 212V214H66L65 212H67ZM132 211H134L133 213L134 214H132ZM152 211V212H151ZM183 211H186L185 213L183 212ZM188 211V212H187ZM246 211H248L247 213H246ZM256 211V212H255ZM8 212V213H7ZM73 212V213H72ZM126 212H127V214H126ZM244 212V213H243ZM251 212H252V214H251ZM10 213H12V214H10ZM139 213H141V214H139ZM145 213V214H144ZM152 215H151V214ZM155 213V214H154ZM183 213H184V215H183ZM238 213H240V214H238ZM243 213V214H242ZM8 216H7V215ZM238 214V215H237ZM244 214H246V215H244ZM251 214V215H250ZM253 214H255V218H254V215ZM73 215V217H71V216ZM148 215V216H147ZM151 215V216H150ZM195 215H197V216H200V218L201 219H198V217L196 216V218L198 219V221H196L197 219H195ZM243 216L242 218L240 217V216ZM7 216V217H6ZM71 217V220H70V217ZM147 218H146V217ZM203 216V217H202ZM240 217V219H238L239 217ZM248 216H250V217H248ZM136 217V218H135ZM152 217V218H151ZM156 217H157V219H156ZM159 217V218H158ZM162 217V218H161ZM236 217H238L237 219H236ZM260 217V218H259ZM68 218V219H67ZM125 218H127V219H125ZM143 220H142V219ZM181 218H182V220H181ZM247 218L249 219V218H251V219H249V220H247ZM258 218H259V220H258ZM156 219V220H155ZM243 219V222H240L241 223V225H240V227L239 226H236V225H239L240 223H239V221L240 220H242ZM56 220V221H55ZM139 220H141V221H139ZM155 220V221H154ZM236 220H237V222H236ZM60 221V222H59ZM69 221V222H68ZM136 221V222H135ZM146 221V222H145ZM151 221H153L156 225H157V227L158 228H164L165 229V231L167 232V230H168V232H169V234H171L170 235V241L168 240L167 242H166V244L165 243H161V244H165V245H162V246H160V245H157V246H154L153 244H152V238L154 237V230L157 228V227H155L156 225L155 224H153V227H155L154 228V230H153V227H151L152 225V222ZM157 221H159V223H157ZM249 221H250V225H248L247 223H249ZM119 222H121V223H119ZM140 222V223H139ZM166 222V226L164 227L163 226V224ZM192 222V224H189V223H191ZM197 223L196 225H195V223ZM254 222H255V224H254ZM53 223V225H51ZM54 223H56V224H54ZM58 223V224H57ZM116 223H117V225L119 224V226H117L116 225ZM257 223V224H256ZM261 223V224H260ZM60 224H61V227H60ZM62 224H64V225H62ZM123 224V225H122ZM127 224V225H126ZM135 224H137V225H135ZM145 224V225H144ZM147 224V225H146ZM195 226H194V225ZM260 224V225H259ZM51 226V228H50V226ZM68 225V226H67ZM114 225H116V227L114 226ZM140 225V226H139ZM155 225V226H154ZM254 225V226H253ZM66 226V227H65ZM136 226V227H135ZM236 227L235 229H239L238 231L237 230H235L233 227ZM57 227H59V228H57ZM115 227V229H113ZM126 227V228H125ZM131 227V228H130ZM138 227V228H137ZM150 227L152 228L151 230H150ZM184 227H186V228H184ZM193 227V228H192ZM231 227V228H230ZM239 227V228H238ZM256 227V228H255ZM263 227V228H262ZM70 228H71V230H70ZM120 228H122V230L123 231H121V229ZM140 228V229H139ZM147 228V229H146ZM191 228V229H190ZM114 231H113V230ZM117 229H119L120 230V232L117 230ZM136 229V230H135ZM138 229H139V232H137L138 231ZM149 229V230H148ZM170 229H172V232H171V230ZM189 229L192 231V232H190L189 231ZM213 229H215V230H220V231H222V236L220 237V238H218V239H216V241H214L213 242V244H212V246L210 247V249L208 250V251H204V246H202V245H204L205 243V239L204 238H201L202 236H203V233H205V232H210L211 230H213ZM232 229H234L235 230V232L232 230ZM73 230V231H72ZM130 230V231H129ZM135 230V231H134ZM141 230V231H140ZM145 230V231H144ZM181 230V231H180ZM187 230L189 231V235H188V232H187ZM64 231V232H63ZM112 231V232H111ZM146 231H148V232H146ZM153 231V232H152ZM184 231V232H183ZM199 231H201V232H199ZM223 231H225L224 233H223ZM227 231H230V232H228V233H231V231H232V235L231 234H227L226 232ZM241 231V232H240ZM248 233H247V232ZM59 232H61V233H59ZM66 232V233H65ZM118 232V233H117ZM168 232H167V234H168ZM171 232V233H170ZM178 233L179 234V236H180V238L178 237V236H175L174 234H172V233ZM180 232H182V233H184V234H182V233H180ZM195 232H196V234H195ZM121 233V234H120ZM233 233L236 235H234L233 236ZM240 233H241V235H240ZM246 233V234H245ZM61 236H60V235ZM64 234V235H63ZM116 234H120V236L119 235H116ZM136 236H135V235ZM181 234V235H180ZM254 234V235H253ZM261 234V235H260ZM70 235V236H69ZM115 235L116 236H119V242L121 243V245H122V247L121 248H113L114 246H115V242H114V240L115 239H117L116 237H115ZM122 235V236H121ZM133 235V236H132ZM144 235H146V236H144ZM176 237V238H173L174 236ZM184 235H186L185 237H184ZM187 235H188V237H187ZM194 235V236H193ZM199 235H200V237H199ZM230 235V236H229ZM245 235H246V237H245ZM69 236V237H68ZM72 236V237H71ZM181 236H183V237H181ZM193 236V237H192ZM224 236H226V237H224ZM113 237H115V239L113 238ZM132 238V240H131V238ZM192 237V238H191ZM199 237V238H198ZM227 237H228V240H227ZM231 237H233V240L231 239ZM236 239H235V238ZM252 237V238H251ZM111 238H113V240L111 239ZM121 238V239H120ZM128 238H129V242L127 241L128 240ZM136 238V239H135ZM142 238H144V239H142ZM150 238H151V240H150ZM184 240H182V239ZM190 238H191V241H190ZM197 238V239H196ZM225 238H226V240L228 241H226L227 242V244H226V242H225ZM69 239V240H68ZM173 239H177L176 241L174 240L173 242L171 241V240H173ZM178 239H180V240H178ZM201 239H203V240H201ZM220 239H221V241H220ZM234 239L236 240V241H234ZM238 239V240H237ZM246 239V240H245ZM123 240V241H122ZM142 240V241H141ZM182 240V241H181ZM73 241V242H74ZM111 241V242H110ZM113 241V242H112ZM122 241V242H121ZM132 241V242H131ZM138 241V242H137ZM140 241V242H139ZM179 241V242H178ZM181 241V242H180ZM190 241V242H189ZM238 241V242H237ZM110 242V243H109ZM137 242V243H136ZM169 242H171L170 244L172 245H170V244H167V243H169ZM233 242L235 243L234 245H235V247H234V245H233ZM237 242V243H236ZM256 242V243H255ZM22 243H23V245H24V247H23V249L22 250H24V251H22V253H21V255H23L24 256V254H28L27 253V251H28V244H29V242L25 239V240H23L22 241ZM26 243H27V245H26ZM64 243V244H63ZM69 243H70V245H69ZM106 243V244H105ZM113 245H112V244ZM123 243H125L124 245H125V247H123L124 245H123ZM152 244L154 247H151L152 245H150V244ZM200 243H203V244H200ZM232 243V244H231ZM245 243V244H244ZM260 243V244H259ZM46 244V241H45V243H43V246H42V248H41V245H39V247H37V249L40 251V250H42L43 248H45V246H47V245H45ZM55 244V245H54ZM176 244V245H175ZM178 244H180L179 245V247H178ZM194 244H196V245H194ZM197 244H198V246H197ZM223 244V245H222ZM224 244H226L225 246H224ZM230 244V245H229ZM26 245V246H25ZM107 245V246H106ZM168 245H169V247H168ZM174 245L176 246V247H174ZM218 245H220L219 246V250L218 249H216V250H218L217 251V253H216V250H215V248H218L217 246ZM230 247H229V246ZM231 245H233V248H232V246ZM38 246V245H37ZM55 246H56V248H59L60 249V247H62L60 250H58V249H56L55 248ZM69 246V247H68ZM112 246V247H111ZM170 246H171V248L173 247V250H171L170 249ZM241 246V247H240ZM262 246V247H261ZM192 247V248H191ZM198 247H202L203 249V251H204V253H202L203 251H201L200 250V248H198ZM229 249H228V248ZM237 247V248H236ZM245 247H246V249H245ZM165 248V249H164ZM176 248V249H175ZM193 248H195V250H197V252L193 249ZM197 248V249H196ZM232 248V249H231ZM242 248V249H241ZM27 249V250H26ZM56 249V250H55ZM160 249V250H159ZM170 249V250H169ZM198 249L200 250V252L198 251ZM227 249V251H224V250H226ZM58 250V251H57ZM90 250H92V247L90 248ZM109 250V251H108ZM125 250H126V252L128 253V255L126 254V252H125ZM156 250H159V253L156 251ZM161 250H169V252H167V251H164V254L162 253V252H160ZM187 250H189L188 252H187ZM194 250V251H193ZM215 252H214V251ZM231 250V251H230ZM54 251V252H53ZM133 251L135 252V253H133ZM147 251V252H146ZM149 251H150V253H149ZM172 251V253H170ZM191 251H193L192 253H191ZM213 253H212V252ZM23 252H26V253H23ZM29 252V251H28ZM52 252H53V254H52ZM56 252V253H55ZM109 252V253H108ZM145 252V253H144ZM194 252H196V253H194ZM211 252V254H212V256L211 257H208V255L210 256V253ZM240 252V253H239ZM244 252V253H243ZM258 252V253H257ZM51 253V254H50ZM132 253V254H131ZM162 253V254H161ZM170 253V254H169ZM183 253H185V255L183 256ZM198 253L199 254H201V257H199V259H198V257H197V255H198ZM229 253H231V254H229ZM60 256H59V255ZM123 254V255H122ZM148 254V255H147ZM154 254V255H153ZM160 254V255H159ZM166 254V255H165ZM154 257H156V258H154ZM159 255V256H158ZM164 255V256H163ZM173 255V256H172ZM187 255V256H186ZM252 255V256H251ZM58 256H59V258H58ZM132 256V257H131ZM163 256V257H162ZM180 256H183V257H180ZM195 257V258H191V257ZM198 256H200V255H198ZM111 257V258H110ZM136 257H137V259H136ZM150 257V258H149ZM153 259H152V258ZM187 257V259H185ZM218 257H220V260L218 259V261L216 262V260H217V258ZM57 258L58 259H60V261L59 260H57ZM102 258H103V256H102ZM115 258V259H114ZM120 258V259H119ZM132 258H135V259H132ZM222 258V259H221ZM246 258V259H245ZM256 258V259H255ZM2 259H3V257H2V255L0 254V263L2 262ZM110 259V260H109ZM122 259H125V260H122ZM142 259V260H141ZM158 259V260H157ZM167 259V260H166ZM192 259V260H191ZM197 259V260H196ZM228 259V260H227ZM233 259H235V260H233ZM106 260V259H105ZM128 260V261H127ZM163 260H165V261H163ZM213 260V261H212ZM47 261V260H46ZM120 261V262H119ZM122 261V262H121ZM147 261V262H146ZM155 261V262H154ZM163 261V262H162ZM179 261V262H178ZM197 261H199V262H197ZM60 262V263H59ZM63 262V263H62ZM71 262V261H70ZM70 262H68V263H66V264H72V263H70ZM137 262V263H136ZM189 262V263H188ZM191 262V263H190ZM185 263V264H186ZM2 264H3V262H2ZM31 264H44V262H41V261H39V262H32ZM47 264V263H46Z\"/></svg>",
	"mask_w": 264,
	"mask_h": 264
},
{
	"label": "clouds",
	"instance_id": "clouds-1",
	"mask_svg": "<svg viewBox=\"0 0 264 264\" xmlns=\"http://www.w3.org/2000/svg\"><path fill=\"white\" fill-rule=\"evenodd\" d=\"M12 28L15 32V43L20 51L47 44L56 35L44 28L36 18V14L28 9H21L14 14Z\"/></svg>",
	"mask_w": 264,
	"mask_h": 264
}]
</instances>
